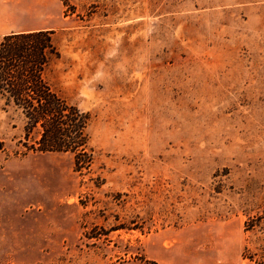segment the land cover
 <instances>
[{"label": "rangeland", "instance_id": "374dc122", "mask_svg": "<svg viewBox=\"0 0 264 264\" xmlns=\"http://www.w3.org/2000/svg\"><path fill=\"white\" fill-rule=\"evenodd\" d=\"M28 30L88 143L0 96V264H264V0H0Z\"/></svg>", "mask_w": 264, "mask_h": 264}, {"label": "trees", "instance_id": "16d2710c", "mask_svg": "<svg viewBox=\"0 0 264 264\" xmlns=\"http://www.w3.org/2000/svg\"><path fill=\"white\" fill-rule=\"evenodd\" d=\"M52 31L4 35L0 40V96L21 109L29 125L38 130L32 150L40 153L77 155L86 151L88 114L51 91L43 74L49 58L56 55Z\"/></svg>", "mask_w": 264, "mask_h": 264}, {"label": "crops", "instance_id": "0c3cea01", "mask_svg": "<svg viewBox=\"0 0 264 264\" xmlns=\"http://www.w3.org/2000/svg\"><path fill=\"white\" fill-rule=\"evenodd\" d=\"M30 31H38V30H28V31H25V32H30ZM11 33H22V32H11V31H9V32L3 34L2 36L7 35V34H11Z\"/></svg>", "mask_w": 264, "mask_h": 264}]
</instances>
